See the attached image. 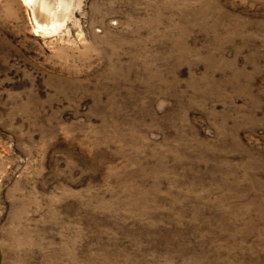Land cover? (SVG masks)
<instances>
[{"label": "rangeland", "instance_id": "rangeland-1", "mask_svg": "<svg viewBox=\"0 0 264 264\" xmlns=\"http://www.w3.org/2000/svg\"><path fill=\"white\" fill-rule=\"evenodd\" d=\"M35 3L0 0V264H264V0Z\"/></svg>", "mask_w": 264, "mask_h": 264}, {"label": "bare ground", "instance_id": "bare-ground-1", "mask_svg": "<svg viewBox=\"0 0 264 264\" xmlns=\"http://www.w3.org/2000/svg\"><path fill=\"white\" fill-rule=\"evenodd\" d=\"M27 5H29L31 8H34V5L36 4V0H24ZM36 6V5H35ZM35 10V9H34Z\"/></svg>", "mask_w": 264, "mask_h": 264}]
</instances>
